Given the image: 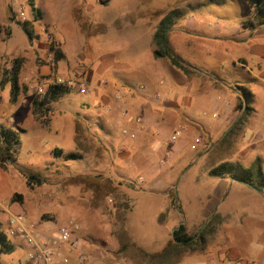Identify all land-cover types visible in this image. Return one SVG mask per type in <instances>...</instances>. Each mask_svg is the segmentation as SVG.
<instances>
[{
  "label": "rangeland",
  "instance_id": "1",
  "mask_svg": "<svg viewBox=\"0 0 264 264\" xmlns=\"http://www.w3.org/2000/svg\"><path fill=\"white\" fill-rule=\"evenodd\" d=\"M32 1L40 15L33 23L36 38L29 42L16 24V20L21 18L33 19L29 0H0V80L10 70L15 58H23L18 74L19 93L14 103L10 101V85L0 84V126L17 130L20 139L16 160L6 169H0V212L21 213L27 225H32L33 232L43 225L47 230L39 231H49L56 238L58 226L73 220L78 227L73 235L76 243L71 247L77 249L80 256L84 252L89 253L90 244L101 249L105 247V219L111 221L114 217L113 204L121 197L120 190L112 192L108 189L109 181H105L104 173L110 167L109 162L101 158L96 163L82 155L89 149L85 141L87 129L82 132L85 133L81 144L82 156L77 159L64 157L65 153L74 152L77 146L72 120L84 113L86 105L82 104L93 97L85 89L96 87L100 80L108 78L111 70L127 65L135 46L139 51L147 50L149 42H152V31L161 17L168 10L179 8L180 15L174 19L168 33L173 54L188 67L232 81L235 88L244 91V86L250 88L261 82L254 81L245 68L228 65L231 57L217 43L225 35L232 36L235 28L248 32L250 29L243 28L242 21L251 11L245 0H144L143 11L138 12L142 16H136L134 11L136 4H140L139 0L131 2L128 13L123 9L124 0L113 3L98 0ZM9 6L13 14L9 13ZM51 44L63 54L57 62L55 53L50 50ZM105 55L114 57L111 58L114 63L99 67V60ZM87 71L91 72V79L88 86L86 80L80 79L85 83L82 82L84 85L81 87L78 79L86 78ZM56 78L69 80L71 89L51 104L48 123L42 125L33 116L31 101L41 93L38 86L54 83ZM254 85L256 88L262 86ZM254 103L263 107L261 113H264V100L261 98ZM249 123L255 126L251 121ZM237 131L235 128L226 138L215 157L247 165L256 152L246 150V140L239 134H233ZM58 149L62 153L59 154ZM200 154V161H197V154L186 158L181 171L174 177L172 196L142 193L138 203L127 210L128 202L119 203V208L124 207L123 210L129 212L130 232L150 250H157L166 235L172 238L173 230L180 224L184 225L186 233L195 234L208 221L210 214L205 217L203 212L210 204L208 196L214 194L213 188L218 180V184L227 186V191L216 205L215 223L207 230L205 242L237 247L249 264H264V191H255L227 177L219 179L204 174L203 165L208 155ZM261 156L264 166V153ZM96 170L98 173L93 175ZM89 172L93 174L89 175ZM31 174L40 176L42 182L29 185L25 175ZM169 200L171 207H167ZM116 215L121 218V213ZM122 222L124 228L126 217H122ZM206 243L202 249L175 247L168 255L159 256V264L206 261L212 249ZM17 255H26L20 241L12 253L0 255V262ZM90 259L87 257L82 262L86 264ZM112 259V264L121 261L116 254ZM95 264L107 263L99 260ZM147 264L153 263L148 261Z\"/></svg>",
  "mask_w": 264,
  "mask_h": 264
},
{
  "label": "crops",
  "instance_id": "2",
  "mask_svg": "<svg viewBox=\"0 0 264 264\" xmlns=\"http://www.w3.org/2000/svg\"><path fill=\"white\" fill-rule=\"evenodd\" d=\"M76 1L78 2V0ZM98 1L113 3L118 0ZM124 1L123 9L128 13L133 0ZM139 1L140 4H136L134 8L136 16H142L138 12H142L144 8V0ZM247 6L251 11L248 17H251L252 8L248 4ZM30 13L32 16V11ZM154 31H152V36ZM219 39L217 45L221 46L222 50L231 57L227 64L236 68H245L254 77V81L262 83H254L262 85L257 88L254 84L250 88L247 86L243 88L251 93L250 105L253 110L247 116L246 123L239 134L243 140H246V150H255L253 158L256 156L262 158L261 155L264 153V113H261L263 107H259L254 102L261 98L264 100V26L253 28L248 32L235 28L232 36L225 35ZM134 49L127 65L125 64L121 69L111 70L108 78L100 80L96 87L85 89L86 93L93 97L89 99V102L82 104L86 105L84 113L72 120L74 138L77 142L73 153H77L78 158L83 155L86 156L85 159L93 160L96 163L100 162L101 158L109 162L110 167H107L104 173L105 181L110 183L108 189L112 192L119 189L121 193L120 201L113 204L114 217L111 221L105 219V223L107 222L105 247L102 250L99 246L90 244L89 253L84 252L78 256L77 249L74 250L71 244L61 242L49 231L42 233V230H47L42 225L38 226L34 235H37L38 239L49 241L58 252L51 260L44 258L40 251L28 245L25 240L14 237L10 238L12 243L16 246L20 241L25 248L26 255L23 257L21 255L14 256L0 264H63L60 262L59 253L67 255L68 262L66 264H84L82 261L87 257L91 259L86 264H95L99 260L112 264L114 260L112 257L115 254L121 258V261L116 264H147L148 261L159 264V256L173 241L171 236L166 235L157 250L146 248L140 242L141 239L136 238L130 232L127 220L129 212L126 213L123 210L124 207L119 208V203L128 202V207L125 208L127 210L138 203L137 199H141L142 193L172 196L174 177L181 171L186 158L193 157L192 155L197 154V161H200V153H207L208 158H206V164L203 165V172L208 175L218 163L227 160L215 157V155L221 149L219 148L220 140L238 117L235 106L240 94L238 89L232 85V81L219 79L217 76L214 78L202 71L185 74L172 65L168 58L153 56V40L149 42L147 50L139 51L136 46ZM111 58L114 57L102 56L99 60V67L104 68V66L107 67L114 63ZM220 68H223V65ZM77 69L79 73H82L80 68ZM87 72L86 78L78 79L82 84L81 87L85 84V80L88 86L91 79V72ZM57 115L59 114L57 113ZM250 121L255 126H250ZM179 127L183 128L181 134L176 140L171 141V133ZM84 129H87V134L82 133ZM123 130H127V132L125 133ZM131 133L134 134L133 137H131ZM84 134L89 149L83 151L81 155ZM102 137H104L103 140H101ZM195 138H200L201 141L193 150L190 149V145ZM91 146H95V148L93 149ZM212 154L213 157H211ZM97 173L98 170L95 174L89 172V175ZM217 178L222 179V177ZM226 187L218 184L217 180L213 188L214 194L212 197L208 196L210 204L203 212L205 217L210 214L208 220L211 215L216 213L214 210H216L223 193L227 191ZM146 201L148 202V199ZM171 204L172 202L169 200L167 207H171ZM119 213H121V218L118 219L116 214ZM12 214L15 213L1 211V222H4L5 225ZM123 216L126 217L124 228H122ZM207 243L209 247H212L213 252L209 249L211 253L207 256L206 261H195L192 264H249L243 259L242 250L237 247L222 245L219 242L214 243V241L213 243L207 241ZM69 250L71 251L69 252ZM81 256L84 258L83 260L80 259ZM168 264H175V262L172 261Z\"/></svg>",
  "mask_w": 264,
  "mask_h": 264
},
{
  "label": "trees",
  "instance_id": "3",
  "mask_svg": "<svg viewBox=\"0 0 264 264\" xmlns=\"http://www.w3.org/2000/svg\"><path fill=\"white\" fill-rule=\"evenodd\" d=\"M108 1V0H105ZM247 4L252 8V16L246 18L242 21L243 28H249L250 30L264 25V0H246ZM29 6L32 11L33 19L21 18L22 20H16V24L20 26L24 34L26 35L29 42H32L36 38L34 29V20L40 15V10L35 7L34 2L29 0ZM9 13L13 14L12 8L8 7ZM180 15L179 8H172L167 11L159 20L155 31L152 36L154 43L153 56L156 58H168L172 65L182 70L185 74L190 72L200 71L196 68H190L185 65L177 56L172 52V48L168 41V33L171 30V25L175 18ZM9 19H13L9 16ZM8 34L10 31L8 30ZM50 50L55 53V62L63 57L62 52L54 47L53 44L50 45ZM23 63V58L17 57L13 60L10 70L3 75L0 80L1 85H10V101L14 103L17 99L19 93L18 84V74L20 67ZM214 77V76H213ZM215 78V77H214ZM218 79V78H217ZM71 87L62 83L49 82L45 87L44 91L35 95L31 101L32 113L36 120L40 121L42 125H47L48 123V113L51 110V104L62 97L64 94L70 91ZM239 91L240 96L238 97L235 110L238 113V117L233 122V125L229 131L220 140L223 144L228 136L238 129L236 133L240 134L245 123L247 116L251 114L252 107L250 105L252 101L251 93L244 89V91ZM20 145L19 133L17 130L0 126V169H6L10 164H12L17 157V149ZM60 154L62 151L57 150ZM65 159H76L78 158L77 153L68 152L64 154ZM210 175L217 177H227L229 179L235 180L236 182L242 183L255 191H264V166L263 161L260 156L253 158L247 165H243L240 162H231L224 160L218 163L214 168L210 170ZM26 182L31 185L32 183L40 184L42 179L40 176L31 174L25 175ZM217 214H214L209 218L205 227L195 234H188L185 231L183 224H180L174 231L171 244L165 249L162 255H168L175 247L186 248L189 247L190 250L195 248H204L206 241V232L215 223L214 218ZM213 219V222H212ZM15 245L12 243L11 239L6 235L5 229L3 228V223L0 220V255L8 254L12 252Z\"/></svg>",
  "mask_w": 264,
  "mask_h": 264
},
{
  "label": "built area",
  "instance_id": "4",
  "mask_svg": "<svg viewBox=\"0 0 264 264\" xmlns=\"http://www.w3.org/2000/svg\"><path fill=\"white\" fill-rule=\"evenodd\" d=\"M57 83H62L65 85H70L69 80H63L61 78H56L55 80ZM48 84H42L37 87L38 92H43L45 87ZM183 128L179 127L173 130L170 136V140L174 141L176 140L179 135L181 134ZM125 133L127 130H123ZM134 134L131 133V137H133ZM200 138H195L193 140V143L190 145L192 149L196 148V145L200 143ZM6 229L5 233L9 238L19 237L25 242L32 246L34 249L40 251L44 258L47 260H51L58 252L52 247L49 241L38 239L33 232L32 225H27L25 216L21 213H15L12 214L9 219L6 221ZM78 225L73 221H67L65 223H62L57 228L58 233V239L63 243H69L72 244L75 241L73 240V235L75 230L77 229ZM76 243V242H75ZM60 256V262L63 264H66L68 262V258L65 256H62L59 253ZM83 260L84 258L81 256L80 258Z\"/></svg>",
  "mask_w": 264,
  "mask_h": 264
},
{
  "label": "water",
  "instance_id": "5",
  "mask_svg": "<svg viewBox=\"0 0 264 264\" xmlns=\"http://www.w3.org/2000/svg\"><path fill=\"white\" fill-rule=\"evenodd\" d=\"M172 236H173V234H172Z\"/></svg>",
  "mask_w": 264,
  "mask_h": 264
}]
</instances>
